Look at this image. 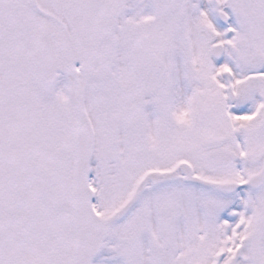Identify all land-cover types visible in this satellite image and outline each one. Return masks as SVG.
<instances>
[{
	"label": "snow or ice",
	"instance_id": "snow-or-ice-1",
	"mask_svg": "<svg viewBox=\"0 0 264 264\" xmlns=\"http://www.w3.org/2000/svg\"><path fill=\"white\" fill-rule=\"evenodd\" d=\"M0 264H264V0H0Z\"/></svg>",
	"mask_w": 264,
	"mask_h": 264
}]
</instances>
